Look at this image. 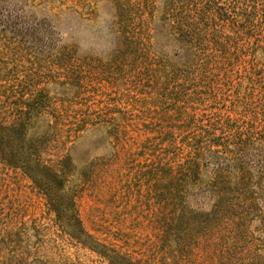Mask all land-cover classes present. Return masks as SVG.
Listing matches in <instances>:
<instances>
[{"label": "rangeland", "instance_id": "1", "mask_svg": "<svg viewBox=\"0 0 264 264\" xmlns=\"http://www.w3.org/2000/svg\"><path fill=\"white\" fill-rule=\"evenodd\" d=\"M0 264H264V0H0Z\"/></svg>", "mask_w": 264, "mask_h": 264}]
</instances>
